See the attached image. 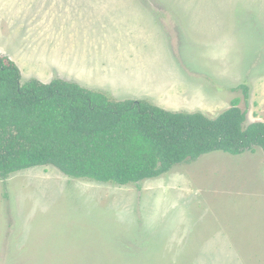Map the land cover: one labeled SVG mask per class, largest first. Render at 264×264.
Masks as SVG:
<instances>
[{
	"label": "rangeland",
	"instance_id": "obj_1",
	"mask_svg": "<svg viewBox=\"0 0 264 264\" xmlns=\"http://www.w3.org/2000/svg\"><path fill=\"white\" fill-rule=\"evenodd\" d=\"M24 1L31 0H0L1 55L19 66L23 81L60 78L87 88L80 73L93 56L84 52L79 61L71 40H86L72 23L80 24L73 19L86 13L88 0H60L68 3L59 10L65 16L42 17L40 26L49 6ZM141 5L156 18L172 17L164 21L171 59L162 56V34ZM89 6L121 34L102 41L129 40L133 60L147 67L141 78L151 74L171 88L159 90L156 105L176 96V104L189 103L175 111L214 119L238 98L247 124L264 121V0H90ZM172 61L196 93L175 83L167 69ZM112 93L105 92L117 101ZM0 264H264V151L210 153L128 186L70 178L52 166L15 173L0 180Z\"/></svg>",
	"mask_w": 264,
	"mask_h": 264
},
{
	"label": "trees",
	"instance_id": "obj_2",
	"mask_svg": "<svg viewBox=\"0 0 264 264\" xmlns=\"http://www.w3.org/2000/svg\"><path fill=\"white\" fill-rule=\"evenodd\" d=\"M240 87L247 98L249 88ZM239 105L234 99L211 119L146 100H112L60 78L23 81L19 66L0 53V180L52 166L70 178L128 186L210 153L264 151V121L247 124Z\"/></svg>",
	"mask_w": 264,
	"mask_h": 264
},
{
	"label": "crops",
	"instance_id": "obj_3",
	"mask_svg": "<svg viewBox=\"0 0 264 264\" xmlns=\"http://www.w3.org/2000/svg\"><path fill=\"white\" fill-rule=\"evenodd\" d=\"M89 1L90 0H88V5L86 4V1L84 2L86 13L78 17L76 16L74 17L75 19H73V20H77L80 24L72 23L78 25L80 34L86 37L85 42L79 44L77 39L71 36L72 37L71 41L76 46L74 49L78 50L79 52V61L86 59L87 56L84 54V52L87 53L90 52L92 53L93 56L91 60L85 63V69L87 70V72L85 71L83 72V74L80 73V75L84 77L86 83L88 84L86 85L87 89L102 93L105 92L112 93V90L115 89L117 93L116 96L118 99L117 101L138 99V100H146L156 105L153 102H157L159 90H161L163 94H166L167 91L171 88L165 85L164 80L162 78H160L158 81L154 80L151 77V74H150V80L147 77H145L144 74H143L144 78L143 79L141 78L142 77L141 72L145 70L147 67L146 68L141 67L139 62H135L133 60L134 51L128 50L127 42L129 40L124 41L123 45H121V40L118 39L114 46L107 45L103 42L104 40L110 39L113 31H115L119 36L121 34L119 33V30L116 27V25L109 24L104 17L103 20L100 21L98 20V17L101 14V12L96 14L97 12L92 11L91 6H89ZM23 3L24 4L34 3L37 4L39 7L49 6L48 12H45L43 15L40 14L38 16V21H39L38 26H40V23H43L42 17H45L51 21H56L58 17L65 16L62 15L59 12V10L61 9L60 7L62 4L68 5L67 2H61L60 0H31V1H24ZM51 5L56 6L57 10L52 8ZM143 9L146 11L144 7ZM146 12L151 16V20H150L152 21L151 26L153 28H156L158 33H161L164 39L166 48L164 49L162 56H167L171 59L170 43L168 42L167 32H166L168 26L166 24L164 26L165 23L164 21H167L166 18H170L172 20V17L165 15V18L164 17L156 18L154 15H151L148 11ZM179 20L180 19L178 18V21ZM124 24L125 21L122 18L117 19V26L119 27L122 26L124 28L125 27ZM143 27L146 28L147 26L143 25ZM198 45H193V48H196V46ZM110 53L117 54V56L113 59H109ZM170 67L175 72L173 74L174 76L176 75L178 82L175 83H177L178 86L181 84L187 92L188 91L190 92V94L196 93L198 91L195 85H192V87H188L189 78L187 79L183 78L182 80L176 62L172 61L168 65L167 69H170ZM72 83L78 84V82H74V81ZM120 91H122L123 93ZM126 93H129L130 95L133 96H127ZM137 94H139L140 96L137 97ZM143 95L145 96L143 97ZM198 96L201 97L200 93L198 94ZM175 98L176 96L173 98H168L165 100L166 101L165 104L157 103L158 105L156 106L166 109L168 111L173 110L172 112H178L175 110L180 108H185L186 105H184V103H189V100L186 99L182 104H176ZM199 101H202V99ZM197 111L203 113L202 111L199 110ZM191 112L193 111H188V113Z\"/></svg>",
	"mask_w": 264,
	"mask_h": 264
}]
</instances>
